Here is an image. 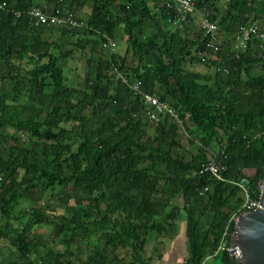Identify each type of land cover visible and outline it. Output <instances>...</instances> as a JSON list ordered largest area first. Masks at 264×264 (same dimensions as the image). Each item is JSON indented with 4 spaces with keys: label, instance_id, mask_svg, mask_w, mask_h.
<instances>
[{
    "label": "trees",
    "instance_id": "1",
    "mask_svg": "<svg viewBox=\"0 0 264 264\" xmlns=\"http://www.w3.org/2000/svg\"><path fill=\"white\" fill-rule=\"evenodd\" d=\"M171 2L0 0V264H148L152 237L173 240L183 219V264H241L223 248L244 210L234 183L248 178L251 197H261L264 49L254 40L237 58L234 42L264 0L207 4L222 48L206 62L210 37L194 18L168 23ZM34 7L71 11L83 26H35ZM108 40L125 43V54ZM77 56L86 59L82 82L71 85ZM198 65L206 72L190 69ZM139 81L183 128L133 117ZM183 131L194 152L183 153ZM212 160L223 181L199 174Z\"/></svg>",
    "mask_w": 264,
    "mask_h": 264
},
{
    "label": "built area",
    "instance_id": "2",
    "mask_svg": "<svg viewBox=\"0 0 264 264\" xmlns=\"http://www.w3.org/2000/svg\"><path fill=\"white\" fill-rule=\"evenodd\" d=\"M204 5L200 8L197 4V0H172L168 3V6L175 12L174 15L169 16L168 23L177 26L179 24L189 23L190 19L194 18L197 11L200 10L202 13V18L200 20V29L208 35L209 41L207 47L210 50L211 55H204L202 60L206 62L210 57L213 59H219V53L221 52L222 43L218 38V25L213 22L210 18V13L208 10V5L212 0H200ZM30 21L35 26L48 25V26H58V27H70L78 28L83 26V21L78 20L75 15L68 10H54L52 13L45 12L40 7H34L27 12ZM18 15H20L18 13ZM257 41L259 43V48L264 49V30L261 28L260 24L254 20L250 22L247 26L242 27L237 34L236 40L234 42V48L236 51V57L239 58L241 54L247 52L248 47L251 42ZM106 47L114 52L116 50L117 44L113 40H108ZM264 58V54H260ZM225 70V69H224ZM226 71V70H225ZM117 74V78L121 75L117 69L113 70ZM125 84L129 85L128 79H122ZM133 92L141 97L142 109L133 114L136 119H141L144 121H149L152 123H158L162 119L169 117L170 120L177 124L180 128H183L185 123L181 118L180 114L171 107L168 103L162 102L157 96L145 93L141 90V82H135L130 85ZM208 173L217 180H224L220 175V166L215 161L212 160L207 164H204L200 170L199 174ZM248 178H243L240 182L234 183L240 188L244 196L243 211L240 214L233 216L232 220L235 225V230L240 217L246 213L255 211L260 208V201L254 200L250 195V184ZM261 189V185H260ZM209 190L205 187L200 194H204ZM235 232L233 234V239ZM228 251L232 257L237 261L242 257L239 247L233 242L229 248H223Z\"/></svg>",
    "mask_w": 264,
    "mask_h": 264
},
{
    "label": "water",
    "instance_id": "3",
    "mask_svg": "<svg viewBox=\"0 0 264 264\" xmlns=\"http://www.w3.org/2000/svg\"><path fill=\"white\" fill-rule=\"evenodd\" d=\"M252 176L256 170H246ZM260 208L246 213L237 223L234 243L239 246L241 264H264V179L261 182Z\"/></svg>",
    "mask_w": 264,
    "mask_h": 264
},
{
    "label": "crops",
    "instance_id": "4",
    "mask_svg": "<svg viewBox=\"0 0 264 264\" xmlns=\"http://www.w3.org/2000/svg\"><path fill=\"white\" fill-rule=\"evenodd\" d=\"M263 10H264V3H263ZM83 11L84 16L87 15ZM201 16V11L198 10L196 17L199 18ZM194 18V21H196ZM261 28L264 30V11L261 17L257 21ZM125 44V43H124ZM120 52L119 54L124 55L126 52ZM190 69H195L198 72H206L207 68L203 65H198L195 67H191ZM183 130V129H182ZM179 226V233L173 239L167 241V239L162 237L153 236L150 241H153L151 247V252H147L146 250V259H150L148 264H183L185 260L188 258V249H187V237H186V222L183 219L182 222L178 224ZM154 237L156 239H154ZM150 244V242H149ZM147 247V246H146ZM212 258L206 260L207 264H210Z\"/></svg>",
    "mask_w": 264,
    "mask_h": 264
},
{
    "label": "rangeland",
    "instance_id": "5",
    "mask_svg": "<svg viewBox=\"0 0 264 264\" xmlns=\"http://www.w3.org/2000/svg\"><path fill=\"white\" fill-rule=\"evenodd\" d=\"M84 11H86L85 13H87V16L90 14L91 12V8H90V5H88V7H86L85 9H83ZM196 17V15L194 16V18ZM86 19V17H84ZM197 18V17H196ZM202 18V13H201V16L197 19H195L196 21H194V28H200V20ZM83 19V20H85ZM218 36V35H217ZM117 44V47H116V50L114 52H117V53H120V52H124V49L126 48V45L123 43V42H120V43H116ZM85 61L86 59H82V58H79L78 56L72 60L66 70V76L68 77L71 85H77V83H81L82 82V74H83V69L85 67ZM191 68V67H190ZM24 140H26V138L24 137L23 138ZM181 144L183 145V149L185 150L183 153L184 154H187L189 152H194L195 151V146H191L190 143H189V137L188 135L186 134L185 131L182 132L181 134ZM58 213L61 214L62 213V210H58ZM43 235L47 236L48 233H49V230L47 228L43 229L42 232H41ZM156 236V235H154ZM154 239H156L154 237ZM169 241V240H167ZM153 241H150V244L148 243L147 247H146V250L147 252H151L152 250V245ZM57 249H60V250H63V247L58 245L56 247ZM122 256L124 255L123 252L121 253Z\"/></svg>",
    "mask_w": 264,
    "mask_h": 264
},
{
    "label": "bare ground",
    "instance_id": "6",
    "mask_svg": "<svg viewBox=\"0 0 264 264\" xmlns=\"http://www.w3.org/2000/svg\"><path fill=\"white\" fill-rule=\"evenodd\" d=\"M235 238H236V236H235ZM238 246V245H237ZM239 247V246H238ZM240 249V248H239ZM240 251V250H239ZM240 253H241V251H240Z\"/></svg>",
    "mask_w": 264,
    "mask_h": 264
}]
</instances>
